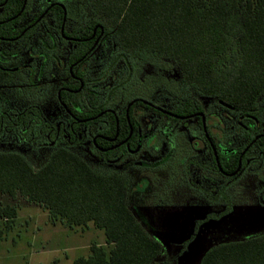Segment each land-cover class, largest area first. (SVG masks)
Wrapping results in <instances>:
<instances>
[{"label":"trees","instance_id":"obj_1","mask_svg":"<svg viewBox=\"0 0 264 264\" xmlns=\"http://www.w3.org/2000/svg\"><path fill=\"white\" fill-rule=\"evenodd\" d=\"M87 2L94 18L83 23L80 37H89L97 24L121 56L148 61L153 55H163L175 61L184 89L215 97L244 116L258 117L264 110L259 105L264 95V0ZM22 3L8 0L6 16L20 11ZM55 13L61 16L62 10ZM0 83L26 85L27 80L19 72L0 68ZM4 92L10 95L8 90ZM61 97L80 117L97 113L101 105L91 95L86 100L84 93L81 101L74 99V106L68 104L73 101L69 93L63 92ZM201 109L193 102L192 111ZM104 118L108 125L102 133L111 136L115 133L113 116ZM54 130L39 107L24 105L16 110L8 100L0 102V143L13 141L36 152L50 149L38 167L19 151L0 150V195L20 196L37 204L52 220L68 228L91 223L102 230L106 245L92 243L89 253L74 258L72 264H155L162 245L129 209L128 178L116 171L93 168L65 140L51 145ZM70 139L79 143L73 133ZM258 143L264 145V138ZM17 216L15 204L0 205V219L7 228ZM200 264H264V234L214 245Z\"/></svg>","mask_w":264,"mask_h":264},{"label":"flooded vegetation","instance_id":"obj_2","mask_svg":"<svg viewBox=\"0 0 264 264\" xmlns=\"http://www.w3.org/2000/svg\"><path fill=\"white\" fill-rule=\"evenodd\" d=\"M30 2L31 0H23L20 11L8 17L6 16L8 0H0V68L19 72L27 80L26 85L0 83V88L23 87L30 91L32 95L26 106L39 107L46 121L55 128L51 145L56 142L63 143L65 140L70 149L82 152L77 154L87 162L91 160L84 155L90 149L96 150L100 156L96 162L105 167L107 165L113 171L116 169L111 167L124 165V162L131 168H160L176 152L180 163L176 162L173 167L172 178H182L181 181L186 183L185 187L193 197L204 196L202 199L205 200V204L224 206L219 212L207 215L205 220L219 219L231 211L232 199L227 189L240 178H264V145L258 143V140L264 138V130L260 127L261 114L258 117L244 116L239 111L229 109L217 98L204 97L198 93L199 97L205 99L214 98L223 110L238 114L236 129L239 132L238 138L242 141L232 145L231 140L225 141L224 134L221 136L215 134L213 131L217 127L215 114L196 97L163 98L164 103L160 105L135 97L124 108L117 106L115 109L110 105L113 101L112 94L125 86L133 75L134 67L130 57L121 56L116 45L114 49L112 48L110 56L107 49L102 51L100 48L102 41L111 38L97 24L89 37H80L78 31L86 20L82 19L78 25L71 26L63 14L64 8L60 2L42 1L34 7L35 9ZM58 8L62 10L61 16L55 13ZM66 44L70 45L68 49ZM99 58L104 60L98 64ZM118 62L122 64L121 77L116 84L106 88L104 97L100 98L98 86L109 82V79L113 80L114 68ZM34 88H38L37 90L42 93L37 95V91H33ZM63 92L69 93V99H73L68 102L71 106L75 105L74 99L78 98L81 101V93H84L86 100L87 96L91 95L101 104L98 112L88 117L75 115L62 100ZM0 96L5 98L1 101H7L9 97L12 109L18 110L14 105L15 101L12 100L16 99V95ZM50 97L52 103L48 101ZM167 101L172 103L167 105ZM193 102L199 103L202 109L192 111ZM46 105H55L51 115L45 113ZM134 107L142 110L137 112V117L135 111L132 116ZM107 114L112 115L115 122V133L111 136L102 133L103 126L108 125L104 118ZM50 116H64L66 119L52 122ZM140 119H146L148 132L141 128ZM189 119L196 120V129L199 133L196 134V138L192 136L189 141L190 147H183L178 142V133L181 122ZM74 123L77 124L75 129ZM71 133L79 143H73L70 139ZM187 133L192 134L189 131ZM46 136L49 138V134ZM150 136L151 140L160 139L162 146L165 143L168 145V148L162 151L165 154L159 157V160L150 163L151 165L146 161L132 159L142 151L144 154L152 155L149 149L155 145V141L152 145ZM86 145H90L89 148L85 147ZM154 150L153 148L152 152H155ZM126 175H124L126 178H130L128 172ZM140 178L149 177L143 173ZM209 178H217L214 190H211L214 185H210ZM257 198L264 204V185L257 190Z\"/></svg>","mask_w":264,"mask_h":264},{"label":"rangeland","instance_id":"obj_3","mask_svg":"<svg viewBox=\"0 0 264 264\" xmlns=\"http://www.w3.org/2000/svg\"><path fill=\"white\" fill-rule=\"evenodd\" d=\"M42 1L50 2L51 0H31L30 4L35 9L34 7ZM54 1L60 2L63 6V14L67 17V21L70 22L71 26L78 25V22L82 19L91 21L94 18L87 0ZM37 45L38 42H36ZM114 45L112 39H107V41H102L100 48L102 51L107 49L106 51L110 56ZM66 47L68 49L70 45L66 44ZM104 58H99L98 64ZM130 61L134 67L133 75L125 86L112 94L113 101L110 102V105L113 108L117 109V106L124 108L135 97H141L146 101H152L159 105L164 103L163 98L196 97L199 102L215 114L217 127L213 131L216 135L221 136L224 134L225 141L231 140L232 145L242 141L238 138L239 132L236 129L238 114L223 110L214 98L199 97V94L193 89L183 90L181 73L175 61L163 55H153L148 61L130 57ZM121 70L122 64L118 62L114 68L113 80L109 79V82L98 86L100 98L104 97L106 88L116 84L118 78L121 77ZM37 89L34 88L33 91H37V95L41 94L42 92ZM0 90V95H4V90H12L9 93L10 95H16V99L12 100L15 101L14 105L18 108L27 105L30 95H32L30 91H26L23 87L16 89L0 88ZM1 99L5 98L0 96V102ZM7 100L10 101V98L7 97ZM48 101L52 103V98L50 97ZM171 103V101L166 102L167 105ZM259 105L264 108V95L259 98ZM46 106L45 113L51 115L55 105ZM133 111H135L137 117V112L142 110L134 107L132 116ZM145 115H147L146 112ZM259 118L261 120L260 127L264 130V110ZM65 119L64 116H50L52 122L64 121ZM139 122L143 131L148 132L146 119H140ZM180 125L178 142L183 147H190L189 141L192 136L196 138V134L199 133L196 129V120L189 119L181 122ZM188 131L192 134L188 135ZM149 139L151 140V136ZM154 141L155 145L151 146L152 148L149 149V146H147L152 154L151 156L144 154V151H142L132 159L146 161L148 165L159 160V157L165 154L163 152L166 147L168 148V145L165 143L162 146L160 139L157 138L151 140L150 143L152 144ZM88 146L90 145L85 147ZM153 148L155 152H152ZM0 150L19 151L38 167L45 162L50 149H42L36 152L24 144L18 145L10 141L0 143ZM75 151L76 153H82L77 149ZM84 156L91 160V162L89 160L88 162L93 168L103 171L110 170L107 165L105 167L96 162L100 157L96 150L90 149ZM176 162L180 163L177 153L174 152L160 168H131L126 162H124V165L119 164L111 167L116 169L114 171L123 175L128 172L130 176L128 178V180L130 179L129 209L147 233L162 245V251L156 258L155 264H199L202 255L214 245L249 239L264 234V204L257 198V190L261 185H264V178H240L227 189L232 199L231 211L219 219L205 220L207 215L219 212L224 206L222 204H205V200L202 199L204 196L201 195L202 198L193 197L188 191L189 189L186 188V183L181 181L182 178H172V169ZM143 173L147 174L149 178H140ZM259 173L261 174L260 171ZM216 179L209 178L210 185H214L213 188L210 187L211 190H214L217 186ZM4 203L15 204L18 207V216L11 228H7L5 221L0 219V255L6 258L9 257L6 260L1 259L0 264H21L19 258L16 257L20 251L27 253L29 256L31 255L30 258L33 259V264H52L55 261L53 259H59L61 264H72L73 258L86 256L89 253V246L92 243L106 245L103 231L95 228L91 223L85 227L78 226L72 229L59 225L58 228L60 229L58 230L60 232L55 233L51 226L47 224V211L39 205L28 203L20 196L12 199L0 195V205ZM199 221L203 222L198 223Z\"/></svg>","mask_w":264,"mask_h":264},{"label":"crops","instance_id":"obj_4","mask_svg":"<svg viewBox=\"0 0 264 264\" xmlns=\"http://www.w3.org/2000/svg\"><path fill=\"white\" fill-rule=\"evenodd\" d=\"M48 213V212H47ZM48 215V214H47ZM47 224H49L50 226H51V229L53 230V232H55V233H59L60 232V230H58V229H60V228H58L59 227V225H62V226H64L65 227V224L64 223H62L61 221H59V220H56V221H54V220H52L50 217H49V215H48V221H47ZM62 233H63V231H62ZM15 245V244H14ZM34 250H37V249H34ZM7 253V252H6ZM31 256V255H30ZM30 256L27 254V253H25V252H22V251H20L18 254H17V258H19V260H20V263L21 264H33V259L32 258H30ZM1 259H9V257H2L1 255H0V260ZM53 260H57V264H61L60 263V260L59 259H53ZM73 260H74V258L72 259V262H73ZM38 264H42V263H38ZM45 264H48V263H45Z\"/></svg>","mask_w":264,"mask_h":264},{"label":"water","instance_id":"obj_5","mask_svg":"<svg viewBox=\"0 0 264 264\" xmlns=\"http://www.w3.org/2000/svg\"><path fill=\"white\" fill-rule=\"evenodd\" d=\"M205 253H206V252H205ZM205 253H204V254H205ZM204 254H203V255H204ZM203 255H202V257H203ZM200 261H201V260H200ZM199 264H200V263H199Z\"/></svg>","mask_w":264,"mask_h":264}]
</instances>
